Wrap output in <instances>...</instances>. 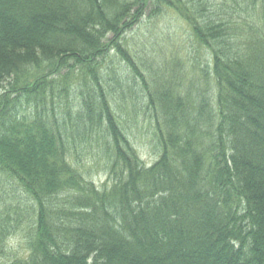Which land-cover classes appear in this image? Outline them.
Here are the masks:
<instances>
[{"label": "trees", "instance_id": "obj_1", "mask_svg": "<svg viewBox=\"0 0 264 264\" xmlns=\"http://www.w3.org/2000/svg\"><path fill=\"white\" fill-rule=\"evenodd\" d=\"M0 264H264V0H0Z\"/></svg>", "mask_w": 264, "mask_h": 264}, {"label": "rangeland", "instance_id": "obj_2", "mask_svg": "<svg viewBox=\"0 0 264 264\" xmlns=\"http://www.w3.org/2000/svg\"><path fill=\"white\" fill-rule=\"evenodd\" d=\"M159 27L163 28L165 34L168 35L169 43L175 44V47L183 49L182 44H185L187 35L189 33L188 28L180 20L175 17L165 16L163 18H158L154 21ZM143 32H147L146 27ZM132 34V33H130ZM184 50V49H183ZM185 52V50H184ZM131 131L129 135L135 136V148L138 152L143 163L150 166L157 159V152L149 147L146 139L143 137V133L147 131L146 125H139L134 127L129 125ZM89 149L78 150L76 155H72V164L77 167L81 172L88 173L89 179L92 180L96 185H101L104 182V171H103V159L101 156H97L93 151H88ZM8 192V187L4 188ZM9 249L11 252H16L21 254L24 251L23 243L20 238H13L8 242Z\"/></svg>", "mask_w": 264, "mask_h": 264}]
</instances>
